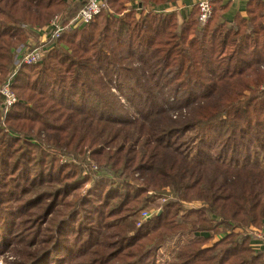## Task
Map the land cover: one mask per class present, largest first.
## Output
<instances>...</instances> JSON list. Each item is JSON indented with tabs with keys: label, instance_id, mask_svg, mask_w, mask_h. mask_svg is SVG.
Wrapping results in <instances>:
<instances>
[{
	"label": "trees",
	"instance_id": "16d2710c",
	"mask_svg": "<svg viewBox=\"0 0 264 264\" xmlns=\"http://www.w3.org/2000/svg\"><path fill=\"white\" fill-rule=\"evenodd\" d=\"M133 1L108 0L42 44L46 56L16 71L6 114L1 98L0 254L20 245L29 254L12 264H157L184 233L162 263L264 264L260 242L233 231L264 228V1L228 21L230 5L211 0L204 26L198 4L181 17L163 10L179 0ZM66 3L0 0V82L32 38L21 24L42 27ZM63 148L97 168L62 162ZM164 186L179 199L138 226Z\"/></svg>",
	"mask_w": 264,
	"mask_h": 264
},
{
	"label": "rangeland",
	"instance_id": "374dc122",
	"mask_svg": "<svg viewBox=\"0 0 264 264\" xmlns=\"http://www.w3.org/2000/svg\"><path fill=\"white\" fill-rule=\"evenodd\" d=\"M79 2H81V1L80 0H78V1L77 0H67L66 7L64 9H62L58 14H56L53 17H51L49 22L47 24H45L44 26H42V27H37V28L34 27L33 28V27H30V26H27L26 24H23V23L21 24V27L25 30V32H28L29 35L31 34L33 39L30 38L29 41L26 42L25 45L23 43V44L19 45L18 47H16V52H15V55H14V69L15 70H17L18 56L20 54H22L24 48L28 47L29 44H38L41 41L39 39V37H38L39 34L37 33V30L45 28L54 19V17H56L57 15L65 14V15L70 16V17L73 16L79 10V8L81 7V6L78 7ZM130 4L131 5H135V7L139 6V8H141L140 4H139V0H134ZM171 4H173V3H171ZM149 7H152V6H149ZM74 9H76V10L74 12H71V10H74ZM174 11L177 12L176 9H174ZM15 70L13 72H11V73L13 74L15 72ZM5 81L0 82V100H1V98H4V100H5V97L1 94L2 85L4 84ZM261 88H262V86H261ZM117 91H116V93H118ZM13 92H14L16 98H17V94H16L14 89H13ZM1 105H2L1 106V111L3 112V114H6L5 113L4 103L2 102ZM186 111H185V113H186ZM179 116H180L179 111H173V118L177 119ZM41 136L42 137H46L44 133H42ZM57 152L59 154L60 160L62 162H64V163H81V160L85 159V160H87V162H84V164L89 165L91 163L90 166H93L94 168H97L96 164L94 162H92L89 157L88 158L87 157L83 158L82 155H80V154L76 155V154L68 153L67 150H64V148L61 149V150H57ZM148 196H150V198H152V202L149 203V205L146 206L144 208V210L149 212V217L151 216V214L158 213V210L160 212L161 208L163 207L164 204H166V203H168L170 201L179 199V195L170 186H164L163 188L157 189L156 191H151ZM181 203L186 207V210H193V209H198V208H201L203 206H206L205 202L199 201V200H195V201H191V202H188V201H185V200H181ZM193 220H196V219H193ZM235 225L236 226L233 229L234 232L240 233L242 235L249 236L251 238V240H254L255 235L258 234V232L264 231L263 227H257V226H254V225H246V226H244L242 224H235ZM53 226H55V223L52 224L51 226H49L48 228H52ZM41 227L44 228L45 224L42 223ZM180 235H182V236H175L173 238V240L172 239L169 240L162 247V250L160 251V253L158 255L159 263L157 261V264H164V263H162L163 259H161V258H163V257L165 258V256H167L172 251H174L173 250L174 247L171 244L173 241H176V243H177V242H185V241L190 239L188 237V234H184L183 233V234H180ZM43 236H44V234H41V238H40V234L36 235V240L37 241L35 242V245L32 247V250H34L35 248H37V250H38L39 248L42 247V245L44 244V241L42 239ZM219 238L217 236H214V238L211 239L209 242H207L205 246H212L216 241H218ZM176 243H175V245H176ZM256 245L262 246L260 243H258ZM253 248H254V246H253ZM12 250H11L12 252H4V253L0 254V264H12V263H10L11 259H13V258L16 259L17 258L18 260H20V259L26 257L29 254V253L28 254H24L22 252V247L20 245H15ZM254 250H256V249H254Z\"/></svg>",
	"mask_w": 264,
	"mask_h": 264
},
{
	"label": "built area",
	"instance_id": "2783aa9c",
	"mask_svg": "<svg viewBox=\"0 0 264 264\" xmlns=\"http://www.w3.org/2000/svg\"><path fill=\"white\" fill-rule=\"evenodd\" d=\"M78 1V0H77ZM82 5L79 10L73 16H67L60 14L54 17V19L43 29L37 30L39 39L38 44H29L25 47L22 54L18 56L17 70L21 65H34L40 62L48 53V49L41 46L48 40L56 41L60 38L66 30H74L82 26L90 24L98 14L103 11H108V0H80ZM199 6V23L204 26L208 23L212 16L213 8L209 0H200ZM2 85L1 94L5 97L3 101L5 107V113L9 111V108L17 102V98L13 92L14 76L16 71ZM264 88V86H263ZM149 217V212L143 211L141 214V220L138 222V226L143 219ZM255 241L260 242L264 247V231L258 232L254 238Z\"/></svg>",
	"mask_w": 264,
	"mask_h": 264
},
{
	"label": "crops",
	"instance_id": "0c3cea01",
	"mask_svg": "<svg viewBox=\"0 0 264 264\" xmlns=\"http://www.w3.org/2000/svg\"><path fill=\"white\" fill-rule=\"evenodd\" d=\"M200 0H179L176 3L168 4L166 8L163 10L167 12L174 11V9L177 10V12L180 13L182 16H187L193 6L197 4ZM211 1V0H209ZM223 4H229L230 8L228 11L224 14V18L228 21H232L233 18L239 13L242 16H247V6L250 0H219ZM264 1V0H263ZM153 7H151L152 9ZM160 9V8H156Z\"/></svg>",
	"mask_w": 264,
	"mask_h": 264
}]
</instances>
